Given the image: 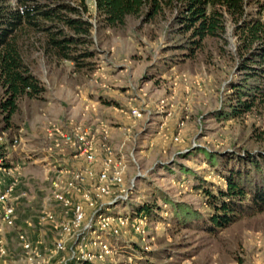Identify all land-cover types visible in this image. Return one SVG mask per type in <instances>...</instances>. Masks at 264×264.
Returning <instances> with one entry per match:
<instances>
[{"label": "rangeland", "instance_id": "rangeland-1", "mask_svg": "<svg viewBox=\"0 0 264 264\" xmlns=\"http://www.w3.org/2000/svg\"><path fill=\"white\" fill-rule=\"evenodd\" d=\"M246 2L255 10L258 0ZM88 4L95 48L91 63L77 68L44 52L35 38L26 55L45 89L39 97L21 98L8 119L0 108V135L5 136L4 142L0 139V194L13 185L6 204L14 207L9 224L0 201V264H31L21 232L42 257L53 254L48 264H59L64 255H74L69 264H77L82 244L96 246L92 241L99 223L97 213L93 215L99 204L85 206V228L73 236L56 227L71 219L72 209L53 199L51 174L60 166L87 165L79 143L63 140V133L79 130L96 136L99 160L91 166L97 171L103 166L107 143L122 160L125 188L135 183L126 196L103 206V212L133 216L143 201L157 202L149 233L129 226L121 238L109 235L117 253L88 264H123L132 246L138 258L149 257L155 264H264V209L213 232L199 223H177L174 212L175 204H184L208 216L204 187L195 182L203 180L213 192L225 188L218 170L235 163L231 153L258 151L264 145L256 135L264 129V104L238 116L226 114L232 87L241 79L233 24L227 23L223 38L206 37L189 56L187 49L177 47L182 39L170 20L130 17L125 27H108L97 20L95 0ZM13 137L19 138L15 144ZM202 149L217 154L218 170ZM120 188L114 186L115 193L105 200L125 194ZM46 210L55 212L57 223L41 220ZM58 239L65 248L55 251Z\"/></svg>", "mask_w": 264, "mask_h": 264}, {"label": "trees", "instance_id": "trees-1", "mask_svg": "<svg viewBox=\"0 0 264 264\" xmlns=\"http://www.w3.org/2000/svg\"><path fill=\"white\" fill-rule=\"evenodd\" d=\"M95 2L97 20L103 26L122 28L130 17L170 20L173 31L182 39L177 47L187 49L189 56L202 46L206 37L223 38L230 21L238 39L241 79L232 87L226 114L238 116L264 104V1L258 0L255 10L248 8L246 0ZM89 14L88 0H0V108L6 111V119L18 109L21 98L39 97L45 89L26 55L37 41L35 38L41 41L44 52L68 59L77 68L91 63L89 58L95 54V48ZM256 135L264 140V129ZM244 151L231 153L235 163L218 170L217 154L202 149L205 159L223 173L226 186L213 192L204 186L203 180L195 182V186L204 187L205 202L211 212L205 216L190 210L188 205L175 204L177 223L185 226L199 223L202 229L213 232L264 209V145L258 151ZM192 154L190 151L187 155ZM156 204L155 200L143 201L135 213L151 219ZM140 263L155 264L146 256Z\"/></svg>", "mask_w": 264, "mask_h": 264}, {"label": "built area", "instance_id": "built-area-1", "mask_svg": "<svg viewBox=\"0 0 264 264\" xmlns=\"http://www.w3.org/2000/svg\"><path fill=\"white\" fill-rule=\"evenodd\" d=\"M132 111L135 114H140L138 108H132ZM163 125L164 123L162 122L160 128H162ZM103 134L104 137L107 138L109 131L104 129ZM0 139L4 142L5 136L1 134ZM63 140L68 143H74L75 141L79 143V153L84 156L87 165L76 169L60 166L51 174L50 183L53 189V199L64 203L68 206V209H72L71 219L62 223H57L55 212L52 210H46L41 214L40 218L43 221L50 220L54 222L56 220V227H60L65 235L73 236L76 234L75 232L85 228V226H83V221L86 216L85 206L94 207L99 204L93 215L95 216L97 213L96 221L99 223L98 234L96 235V239L92 241L96 246L94 248H85V245L82 244L78 251V257L76 256L78 258L77 264H88L92 261L105 259L117 253V246L110 241L109 235L121 238V236H123L122 233H124L129 226L135 232L141 234L149 233L152 219L146 214L133 212V216L128 214L120 215L105 213L102 210L103 206L112 202L114 203L118 199L126 196L129 191L133 190L135 184L134 181H131L130 186L125 188L122 160L117 159L113 148L107 143H104L105 152L104 158L102 159L103 166L97 171L95 166H91L92 163L99 160V146L95 134H89L87 131L82 130L70 131L63 133ZM12 141L15 144L19 141V138L13 137ZM56 144L59 145L60 143ZM92 179L94 182L91 183L92 186L90 187L89 183ZM114 186L117 188L121 187L118 191L125 194H117L112 201H106L105 198L108 196L111 197V195L115 193ZM12 191L13 185H10L0 194V201L5 204L2 217L9 224L14 221V207L6 204V202ZM77 196H80V199H77ZM93 231H95V229H93ZM86 233V231L83 232V234ZM19 237L31 264H48L53 254L48 257L45 256V259L41 256L37 246L23 232L19 234ZM55 245V251L65 248L63 239H58ZM137 251L138 250L132 246V250H128L127 258L124 259L123 264H141V258H138L135 253ZM73 253H76V251L74 250ZM73 258L74 255H64L61 257L59 264H69Z\"/></svg>", "mask_w": 264, "mask_h": 264}, {"label": "crops", "instance_id": "crops-1", "mask_svg": "<svg viewBox=\"0 0 264 264\" xmlns=\"http://www.w3.org/2000/svg\"><path fill=\"white\" fill-rule=\"evenodd\" d=\"M46 167V166H45ZM49 167V166H48ZM48 169V168H47Z\"/></svg>", "mask_w": 264, "mask_h": 264}]
</instances>
